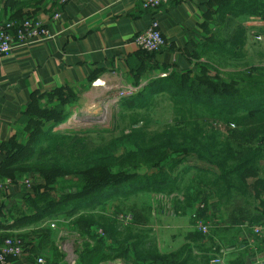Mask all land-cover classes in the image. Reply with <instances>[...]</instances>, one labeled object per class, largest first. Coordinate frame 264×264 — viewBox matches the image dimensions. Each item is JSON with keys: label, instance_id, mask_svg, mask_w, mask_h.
<instances>
[{"label": "crops", "instance_id": "1", "mask_svg": "<svg viewBox=\"0 0 264 264\" xmlns=\"http://www.w3.org/2000/svg\"><path fill=\"white\" fill-rule=\"evenodd\" d=\"M235 1L176 0L162 7L156 19L168 46L158 53H148L134 43L135 38L149 27L154 15L142 8V0H70L66 5L60 0H0V26L32 18L43 22L52 36L50 40L17 47L9 56H0V179L11 181L0 190V241L22 233L27 243L25 255L6 264H39L40 258L44 264H81L86 244H94L85 233L89 223H85L86 230L78 233L79 249L73 246L67 250L66 245L61 247L54 240L52 233H42V229L61 216L63 220L60 221L70 228L68 220L74 214H70L71 218L65 217L66 211L51 212L40 222L28 224L33 213L25 199L17 196L23 189L26 175L18 179L2 175L6 145L13 141L20 145L28 142L27 126L20 120L28 113L33 101L41 99L43 105L50 93L63 90L89 109L96 100L108 94L116 96L122 91L144 88L169 75L188 74L207 61L206 47L221 38L226 29L219 20L221 11L226 9L228 2ZM57 14H60L59 18L55 17ZM255 19L248 24H256L254 28H245L248 36L250 29L258 34L264 28V21L258 17ZM100 107V111L103 110ZM194 175L193 168L184 177V183ZM146 196L150 197L142 206H148L154 217L145 235L160 255L167 256L188 248L193 264H206L202 257H209L208 264H214L217 258L221 264H227L239 254H243L245 264H256L250 244L255 238V247L264 257V230L258 240L253 234V228L264 221V207L260 200L251 205V213L244 217L247 223L234 225V215L228 214V217L224 212H210L219 201L209 199V205L203 203L206 210L203 218L206 222L212 221L213 231L206 236L208 238L193 239L199 233L192 219L198 211V203L187 205L183 195L177 193ZM155 196L163 198L162 205H154ZM111 207L117 211L121 205L101 206L102 211L98 214L113 220ZM115 227L117 225L114 229L121 234V230ZM140 228L146 227L139 222L127 227L131 233ZM217 229L232 230L231 239H223ZM217 248L220 253L216 252ZM101 264L126 263L116 259Z\"/></svg>", "mask_w": 264, "mask_h": 264}, {"label": "trees", "instance_id": "2", "mask_svg": "<svg viewBox=\"0 0 264 264\" xmlns=\"http://www.w3.org/2000/svg\"><path fill=\"white\" fill-rule=\"evenodd\" d=\"M228 3L226 9L221 11V24L227 22V15L229 19L254 16L264 21V0ZM257 35L264 36V28ZM247 41V31L238 28L230 41L222 36L213 40L206 47L207 61L197 65L192 72L173 74L151 82L165 85L173 76L178 84L177 89L172 88L169 93L174 118L159 132L149 131L148 125L138 127V120L134 119L128 126L123 125L119 137L109 142L99 140L97 148L92 149L86 144L87 137L69 143V132L50 136L40 130L41 134L38 135V130L31 128L34 122L32 114L40 113L42 105L41 99L34 100L28 113L20 120L25 123L26 132L29 134L30 131L31 136H27L26 145L16 141L6 145L2 175L18 179L30 171L39 172L56 186L58 174L61 173L63 177L70 175L73 186L79 189L74 195L71 194L72 198L83 200L85 205H62L48 200L46 193L40 191L33 194L34 197H29L31 193L22 189L17 196L25 199V204L33 213L28 224L40 222L57 210L70 209L74 216L81 210L91 212L106 202H116L123 195L127 199L138 192L182 194L187 205H199L202 201L209 205L212 196L227 203L251 197L260 200L264 207V65H256L248 59L245 50ZM210 71L216 74L211 75ZM64 94L63 90H57L49 94V99ZM69 100L73 101V97L69 96ZM50 110L60 115L62 120L69 112L64 103L58 101ZM216 121L225 124L227 130L210 128L209 124ZM232 126L235 127L233 130L239 131L238 146L229 140V135L234 132ZM110 134L114 137L116 132ZM102 135L99 134L104 138ZM40 139L45 140L41 158L35 160L36 166L28 168L27 164L31 162L27 154V150L31 151L28 145L31 140L39 142ZM118 142H123L128 149L119 156ZM45 161L51 164L40 165ZM193 168L195 175L184 183V177ZM96 179L100 180L99 183H93ZM90 182L92 185H89ZM124 187L131 188V192L124 191ZM66 188L63 186L60 191L64 193ZM204 213L206 210L200 212V216L204 217ZM94 218L99 220L92 221ZM89 219L92 220L88 221V231L85 233L94 244H86L81 254V264H101L116 259L126 264H193L188 248L167 256L160 255L142 231L131 233L127 227L122 228L117 224L121 234L117 233L114 229L116 223L111 217L105 218L98 213ZM193 220L196 222V218ZM92 226L94 233L89 231ZM100 229L102 234L98 232ZM216 252L220 253V248ZM202 259L204 263H209V257ZM227 264H245L243 254Z\"/></svg>", "mask_w": 264, "mask_h": 264}, {"label": "rangeland", "instance_id": "3", "mask_svg": "<svg viewBox=\"0 0 264 264\" xmlns=\"http://www.w3.org/2000/svg\"><path fill=\"white\" fill-rule=\"evenodd\" d=\"M229 15L226 16L227 22L225 24H222L225 26V30L221 33V36L226 39V41H230L235 33L237 32V29H245L246 27L248 28H254L256 24L253 25H248L250 20H256L252 16L250 19L246 17H237L234 16L233 19L228 18ZM254 20L252 22H254ZM247 24V26H245ZM247 29V28H246ZM246 53H248V59H251L255 64L259 65L262 64L264 65V36L260 35L258 36L254 29H250L249 31V36H248V41L246 45ZM206 57V56H205ZM207 58V57H206ZM208 59V58H207ZM211 75L216 74L214 71H210ZM165 78V77H164ZM164 80V79H163ZM166 81V80H164ZM166 83V82H165ZM167 84V85H166ZM165 85H162L159 83H149V86L147 87H140L131 93H127L123 96L120 95H113V94H108L106 95L105 98H101L96 100L92 105L93 107L89 108L83 105L81 100L79 101L77 98H73V101L69 100V94L68 91L63 95H54V97L47 99L44 101L40 113H33L34 117V122L32 123L31 128L38 130V135L41 134V132L46 131L47 135L50 136H57L59 133H65L69 132V143H74L75 139H81L83 137H87V145L88 147L97 148L96 146L99 143V140L105 139L107 142L112 141L116 137L120 136V130L124 126H128L132 120H138V127H142L145 125H148L149 131L152 132H159L161 131L167 123H171L172 119L174 118V106L173 102L170 99V91L172 88L177 89L178 87L177 80L175 78H170L169 81H167ZM146 91L143 92L144 89ZM57 101L59 103H64L65 109H67L68 114H66L65 119L62 120L61 116L58 115L55 112H52L50 109L57 104ZM123 101H125L123 103ZM123 103V106L121 104ZM35 105V103L33 104ZM101 106L103 110L100 111V109L97 107ZM100 107V108H101ZM90 109H93L90 111ZM50 114L51 116H47V114ZM145 118L146 120H143ZM62 120V122H60ZM53 121V122H52ZM51 122V124H49ZM222 126L221 128H218ZM210 128H217V129H222L224 132L227 130V126L223 124L222 122L220 123L219 121L216 122H211L209 124ZM118 128V129H117ZM235 127L232 126L231 129L234 132H231L229 135V140L231 143L235 146L239 145V131L236 132L233 130ZM117 129V130H116ZM216 129V130H217ZM41 130V132H39ZM29 134H27L28 137L31 136V132L28 131ZM57 132V133H54ZM110 132H116V135L114 137H111ZM99 134H103L102 136L104 138H101ZM54 138V137H53ZM29 139V138H28ZM30 140V139H29ZM120 148L118 151V155L123 154V152L126 153V148L127 147L123 142H118L117 143ZM31 151H28V157L30 158L31 162L27 164L28 168H31V165L36 166L34 164L35 160L38 158H41L42 155V150L45 148V140L40 139L39 142L35 140H31L30 144L28 145ZM94 149V150H95ZM92 151V150H90ZM54 161V160H53ZM50 162H44L41 163L40 165L43 164H49ZM51 164V163H50ZM48 168V166L46 167ZM157 171V170H156ZM176 174V173H175ZM47 176V175H46ZM134 177V176H132ZM58 185H53L50 183L48 178H46L43 174L41 175L39 172H32L26 174L22 187L24 190L31 194H35L37 191L46 193L47 199L52 200V201H57V203H62V205H77V204H84L83 200H75L72 198L75 193L79 191L75 186H73L72 181L73 179L71 178L70 175H66L63 177V175L60 173L58 174ZM1 182L6 184L7 180H2L0 179ZM100 180L96 179L93 181V183H99ZM29 183L26 184V183ZM138 183V182H137ZM89 185H92L91 182ZM89 185L86 187V189L89 187ZM138 185V184H137ZM65 186L68 187L64 190V193L66 195H63L64 193L61 192V188ZM131 188L129 187H124V191H129L131 192ZM135 192V191H133ZM69 193V194H67ZM72 194V195H71ZM156 194V193H152ZM152 194H145V193H134L131 194L127 199L126 195L120 198L118 201H110L106 202L103 205H121V208H119L117 211L112 210L114 207H111V211L113 215V220L116 223V225H121L119 221V216L120 215H132L133 221L134 222H139L141 225H144L146 228L138 230L142 231L144 234H146L147 229H149V226H151L149 223L153 221L154 215H152L151 211H148V206H142L145 205V203L148 201V198L150 196L146 195H152ZM161 195H164L162 193H158ZM81 200V201H80ZM210 200H218L219 202L215 206V209H211L214 212L218 213H225L226 216L228 214L234 215L236 217L233 220V224L237 225L241 224L243 222H246V219L244 217H248V214L251 213V205L255 204L256 199H253L249 197V199L244 200V199H236L234 200V204L232 203H227L225 200H219L215 196H212ZM209 200V202H210ZM77 201V202H76ZM47 201H45L46 203ZM153 202H155L154 205H162L163 204V198L160 196H155L153 199ZM77 203V204H76ZM150 203V201H149ZM200 205H197L198 211H196L192 216L194 217L195 215L200 218V220H204L203 217L200 216V212L204 210V205L203 201L199 202ZM219 205V206H218ZM69 207V206H68ZM219 207L223 208L220 209ZM219 210V211H218ZM102 211L101 206H98L94 210H92V214L90 210H81L77 215H75L72 219H69V226L70 228H66L67 224H64L62 221L63 220L62 216L58 218V220H53L50 224L47 225L46 228L42 229V233H52V237L54 238L55 241L59 242V245L62 247L66 245L67 250H71L72 247L74 246L75 248L79 249L81 242L78 241L79 235L78 233H82L83 229L86 230L85 223H88L89 218H92V216H95L96 213ZM68 214L65 217L71 218V210L68 209L66 211ZM214 214V213H213ZM80 215V216H79ZM148 216H150V220L148 221ZM192 217V219H194ZM229 217V216H228ZM99 219L94 218L92 221H97ZM205 221V220H204ZM262 221L261 223H263ZM131 223V224H132ZM144 223V224H142ZM196 223V222H195ZM208 223L211 225V229L209 233L203 234L198 228L199 233L197 235L193 236V239H205L208 238L206 237L207 235L210 234L212 230V221H208ZM260 223V224H261ZM263 228L264 230V224L262 225H257ZM35 227V226H32ZM236 227H233L232 230H235ZM75 229V231H74ZM35 230V229H34ZM93 226L89 229V231H93ZM137 230V229H136ZM221 237L224 239H231V231L230 232H225V230L217 229ZM88 231V230H87ZM213 231V230H212ZM216 231V230H215ZM26 233V232H24ZM103 232H100L102 234ZM233 234V233H232ZM82 235V234H81ZM12 237H18L21 239L24 245H26V240L24 235L22 233L20 234H13L11 235ZM152 239V238H150ZM207 241V240H206ZM205 242V241H204ZM27 246V245H26ZM157 250V248H156ZM158 252V251H157ZM211 258V257H210ZM213 258V257H212ZM42 259V258H40ZM218 259V258H217ZM216 260V259H215ZM116 262V261H115ZM125 263V262H124Z\"/></svg>", "mask_w": 264, "mask_h": 264}, {"label": "built area", "instance_id": "4", "mask_svg": "<svg viewBox=\"0 0 264 264\" xmlns=\"http://www.w3.org/2000/svg\"><path fill=\"white\" fill-rule=\"evenodd\" d=\"M69 1L70 0H60L63 5H66ZM175 1L176 0H142V8L154 15L149 27L134 40V43L141 51L158 53L167 48L168 42L163 34L160 23L156 19V14L162 7H166ZM55 17L59 18L60 14H57ZM51 37L48 28L41 21L32 18H27L20 22L10 21L0 26V56H9L17 47L27 46L37 41L50 40ZM132 91L134 90L122 91L118 95L123 96ZM221 127L222 126L218 128ZM10 183V180H7L6 184L0 181V190H3L5 185L7 186ZM26 184L29 185V183ZM194 218H196V228L203 234L209 233L211 225L204 220H200L196 215ZM119 221L121 227L126 228L133 224V217L132 215H120ZM253 234L258 240L263 234V228L255 226L253 228ZM255 242L254 238L250 244L253 246L252 248L255 252L256 264H264V257H262L260 249L255 247ZM25 253V245L18 237L10 236L0 241V264H6L13 259H18L24 256ZM221 262L220 259L213 261L214 264H221ZM38 263L44 264V260L39 259Z\"/></svg>", "mask_w": 264, "mask_h": 264}, {"label": "bare ground", "instance_id": "5", "mask_svg": "<svg viewBox=\"0 0 264 264\" xmlns=\"http://www.w3.org/2000/svg\"><path fill=\"white\" fill-rule=\"evenodd\" d=\"M97 109H98V107H97ZM91 110H93V109H90V111H91Z\"/></svg>", "mask_w": 264, "mask_h": 264}]
</instances>
